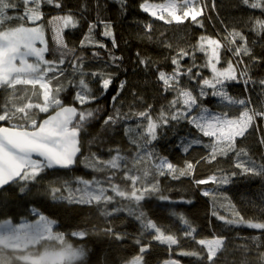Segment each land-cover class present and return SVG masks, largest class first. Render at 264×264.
Instances as JSON below:
<instances>
[{
	"label": "snow or ice",
	"instance_id": "snow-or-ice-1",
	"mask_svg": "<svg viewBox=\"0 0 264 264\" xmlns=\"http://www.w3.org/2000/svg\"><path fill=\"white\" fill-rule=\"evenodd\" d=\"M117 2L126 10V0H117ZM242 2L251 9H259L264 14V0H242ZM45 3L57 9L63 7L61 0H0V91L4 93L3 99L0 100V122L7 123V126L0 125V188L20 183L22 185L20 190L24 191L27 184L36 181L46 169L55 167L70 169L81 153V133L92 120L96 119L99 111L84 107L96 99L91 83L86 77L90 75L100 84L104 92L113 83L112 74L85 73L84 56H77L76 48H69L64 41V29L75 28L79 24L71 11L49 19L48 24L51 26L56 45L52 52L57 58L46 59L45 53L50 50L45 40L44 26L36 24L43 19L41 8ZM21 7L23 11L19 15L8 14L9 9L19 11ZM140 8L155 19L164 21L165 24L173 22L183 24L191 20L192 23L203 27L199 18L204 15L206 5L203 0H166L165 3L160 4L148 3L145 0L140 4ZM213 8H215L214 3ZM13 20H19L21 23L13 25ZM26 24L35 26L29 27ZM100 25H103L100 35L111 38L113 48L118 46L111 22L101 19L98 9L96 21L88 24L87 33L80 41L81 48L88 46L106 48L103 42L94 38V32ZM252 30L264 36V18H255ZM151 31L152 25H146V32ZM225 40L229 45L228 51L234 56L252 55L247 37L242 32L233 29ZM37 42L43 47H37ZM233 45L235 47H232ZM166 46L171 47L170 44ZM222 48L224 44L220 40L201 36L197 45L193 46L191 54L185 49H180L171 59L174 65L172 72L160 70L157 73V80L162 83L163 91L175 93L167 109L162 107L159 116L154 118L150 112L152 106L149 105L148 109L134 113L147 121L146 126L138 125L134 136L130 135L132 129H125V134L130 135V143L135 145V153L129 157L116 149V154L111 155L107 160L101 159L95 153L85 157L86 167L96 172H110V175L104 181L77 177L78 187L75 189L71 188L70 182L65 181L62 187L50 189L53 199L67 200L69 203L80 205H96L101 210V215L106 216L126 209L129 215L135 216L140 222L142 235L147 234L151 237V241L166 245L169 251L173 246H179L181 237L177 233L161 227L147 218L143 211H138L140 202L147 195L160 191L159 181L152 182L149 177L154 179L158 174L171 175L174 179H178L180 176L191 175L194 171L195 165L190 161L181 169L167 158H157L146 150L147 145L157 139L158 129L170 121L186 120L203 137L209 138L208 143H203L201 139L193 137L184 147V151H188L192 145L203 143L208 149V154L201 158L205 162L211 164L218 157H227L230 153L235 155L233 167L240 169L239 173L218 169L221 175L213 174L208 179L194 180L196 185L209 182L217 185L227 184L231 177L238 174L264 176V156L257 164L246 148H237V140L245 137L257 118H264V108L260 110L250 108L248 107L250 101L234 98L225 90L228 81L243 80L245 85L256 82L252 81L247 70L238 71L237 65L231 60L227 61L226 67L218 68ZM196 50L205 53L207 60L202 67H207L212 73L211 78L197 81L200 85L199 96H206L205 88H211V94L220 97L224 102L225 111L211 113L200 104L194 90L185 87L182 83V77L185 75L190 80H195L201 75L200 72L193 74V67L196 66L194 59ZM109 55L113 62L121 59L111 53ZM189 55L193 57V66L184 69L181 61ZM93 56H99V53L93 52ZM70 57L74 59L70 60ZM139 62L148 64L146 59H141ZM67 63L71 64L73 77L79 73V80L75 82L77 91L74 96V101L81 106L79 109L74 105L65 106L60 99V93L64 91L65 85L62 82L54 84V81L64 77L62 66ZM73 83V80H69V84ZM124 83L121 82L120 89L124 88ZM258 83L264 89V79L259 80ZM119 95L120 91H117L112 100L115 101ZM237 105L241 110L238 115H233L232 108ZM50 109L55 110L54 114L48 115L43 120L37 119L39 113H49ZM129 115L121 113L120 109H115L113 114L103 118V125L114 126L121 119H127ZM260 143L264 145V138ZM119 172L123 173V180L130 182L126 187H121L115 182ZM64 192L68 195L64 196ZM58 193L60 195H57ZM202 195L209 196L212 193L203 191ZM160 199L166 200L168 197L160 196ZM123 201L128 203L122 207H114L111 211L108 210V205ZM227 208L232 218L219 214L215 204L212 215L228 225L244 226L261 232L260 236L254 235L250 238L252 247L244 246L246 257L241 264H249L247 255L251 254L253 247L257 251V264H264V251H260L264 248V211L261 212V219L257 220L255 217L245 219L231 203ZM178 219L184 225V228L179 230L183 238L190 239L199 246L191 250H181L178 255L195 258L196 264H217L218 255L225 249L226 237L213 235L211 238L198 239L197 229L193 224L183 215H179ZM54 223L44 215H40L39 219L31 224L15 225L10 220L0 221V264H78V261L84 257L85 250L69 243L64 233L54 232ZM104 231L109 235H115L117 240L123 239L119 233H113L110 227ZM87 234L86 231L71 233L72 236L80 238H84ZM44 241L55 242L58 246L44 245ZM136 243L140 245L139 254L126 264H146L144 256L149 251L151 242L144 244L137 239ZM165 264H180V262L169 260Z\"/></svg>",
	"mask_w": 264,
	"mask_h": 264
},
{
	"label": "trees",
	"instance_id": "trees-1",
	"mask_svg": "<svg viewBox=\"0 0 264 264\" xmlns=\"http://www.w3.org/2000/svg\"><path fill=\"white\" fill-rule=\"evenodd\" d=\"M61 2L63 7L60 9L47 3L43 4L41 8L43 19L36 22L46 27L48 33L47 45L50 51L46 52V59L57 58L52 52L56 45L51 26L48 24L49 19L71 11L79 24L75 28L63 31L64 41L69 48H76L77 56H84L83 71L85 73L112 74L113 83L104 92L96 80L90 75L86 77L91 83L96 99L84 107L99 111L96 119L92 120L81 133V155L75 167L70 171L45 170L36 181L29 182L24 191L20 190L22 186L20 183L0 190V221L10 220L13 224L19 225L22 222H33L40 215H44L55 222L54 232L64 233L69 243L82 247L86 251V256L78 261V264H126L139 254L140 245L136 243L137 239L144 244L151 242V247L144 256L146 264H165L169 260H178L181 264H196L195 258L178 255L181 250L199 247L194 241L184 239L182 232L179 231L184 228V225L180 223L178 217L183 215L197 229L198 239L211 238L213 235L226 237L225 249L218 255L217 264H241L246 257L244 246L252 247L250 238L254 235L260 236L261 232L244 226L228 225L217 219L212 215L213 205L215 204L219 214L227 218H232L227 208V205L231 203L245 219L255 217L260 220L261 212L264 211V176L238 174L231 177L227 184L217 185L209 182L196 185L194 180L208 179L213 174L221 175L218 169L229 173L232 171L239 173L240 169L233 167L235 161L233 153L227 157H218L211 164L202 160L201 158L208 154V149L203 146V143H208L209 138L203 137L186 120L170 121L167 125L161 126L157 131V139L147 145L146 150L152 152L157 158H167L169 162L181 169L185 167L186 162L190 161L195 165L193 173L180 176L178 179H174L171 175L159 176L158 174L154 179L151 177L152 182L159 181L160 191L147 195L140 202L138 209L143 211L147 218L181 237L180 245L173 246L171 251L166 245L151 241V237L147 234L142 235L140 222L135 216L129 215L126 209L108 216L101 215V210L96 205H80L69 203L67 200L53 199L50 189L62 187L65 181L70 182L71 188L75 189L78 186L77 177L104 181L110 175V172H96L86 167L81 163L83 157H89L95 153L101 159L107 160L111 155L116 154V149L129 157L135 153L136 148L130 143V135L134 136L138 125L146 126L147 121L134 113L144 111L151 105V115L156 118L162 107L167 109L175 93L163 91L162 83L157 80V73L160 70L171 73L174 68L171 63L172 57L180 49H185L191 54L193 46L197 45L201 36L218 39L224 44V48L221 49L219 68L226 67L227 61L231 60L233 64L237 66L239 64L240 70H237H247L252 81L256 82L245 85L243 80L228 81L225 84L228 94L234 98L250 101L248 104L250 108L254 107L257 110L264 108V89L258 83L259 80L264 79V36L252 30L255 18H264V14L259 9L254 10L244 5L242 0H203L206 10L199 18L203 23L201 27L192 23L191 20L183 24L175 22L165 24L164 21L157 20L141 10L140 4L145 0H126V10L122 9L117 0H61ZM147 2L160 4L165 3L166 0H147ZM98 9L100 18L111 22L113 26L112 31L118 45L115 48L112 46L111 38L100 35L103 25L95 30L94 38L103 42L106 48L80 47V41L87 33L88 24L97 19ZM22 11V7L19 11L9 9L8 14L17 16ZM19 23H21L19 20L12 21L13 25ZM148 24L152 25L150 33L146 32ZM26 26L35 25L26 24ZM233 29L247 37L252 55L236 57L228 51L229 45L225 37ZM238 43L241 42L238 41ZM169 44L171 47L166 46ZM93 52H98L99 56H93ZM110 53L121 59L113 62L110 59ZM253 57L256 59L254 60ZM141 59L148 60V64H141L139 62ZM194 59L196 66L193 67V74L200 72L201 75L195 80H190L187 75L183 76V85L192 88L194 94L199 97L200 104L211 113L225 111L224 102L220 97L211 94V88H205L206 96H199L200 85L197 81L211 78L212 73L207 67H202L207 60L203 53L196 50ZM241 60L243 63H239ZM181 64L184 69L192 67V55L184 57ZM63 69L68 72V75L71 74L70 79L74 83L69 84L68 88L60 93V99L64 105H74L79 109L81 106L74 101L77 91L75 82L79 80V73L73 77L70 63L64 65ZM122 81L125 82L124 88L120 89ZM117 91H120V95L113 101L112 97ZM3 96L4 93L0 91V100ZM115 109L130 115L114 126L105 127L103 118L113 114ZM239 110H241L240 106H234L232 114L238 115ZM54 111L50 109L49 113H39L37 119L43 120ZM263 119L257 118L245 137L237 140V148H246L257 164L264 156V145L260 143L264 138ZM0 125L7 126V123L0 122ZM126 128L132 129L133 132L126 135ZM142 130L141 128L140 131ZM193 137L201 139L203 143L192 145L188 151H184V147ZM122 177V172L117 173L115 182L121 187H126L130 182L123 180ZM204 189H210L212 195H202L201 192ZM63 195L68 194L64 192ZM160 196H166L168 199L162 200ZM127 203L123 201L107 207L111 211L112 208L122 207ZM109 227L113 229V233H119L123 239L117 240L115 235L107 234L104 229ZM74 231H86L88 234L84 238L74 237L71 235ZM43 244L58 246L55 242L48 241H44ZM260 251H264V248ZM247 259L249 264H257V251L254 247L251 254L247 255Z\"/></svg>",
	"mask_w": 264,
	"mask_h": 264
},
{
	"label": "rangeland",
	"instance_id": "rangeland-1",
	"mask_svg": "<svg viewBox=\"0 0 264 264\" xmlns=\"http://www.w3.org/2000/svg\"><path fill=\"white\" fill-rule=\"evenodd\" d=\"M72 27H69V28H67V29H64V30H68V29H71ZM44 35H45V40L47 41V36H48V33L46 32V27H44ZM37 47H43V45H41V44H39V42H37V45H36ZM198 52H201V51H199L198 50ZM201 53H203L204 55H205V53L204 52H201ZM46 54V53H45ZM205 57H206V55H205ZM31 59V58H30ZM206 59H207V57H206ZM63 67V66H62ZM217 67L219 68V64L217 65ZM237 69H239L240 70V67H239V64H238V66H237ZM238 70V71H239ZM65 72V75H64V77H61L60 78V80L59 81H54V84L55 83H60V82H62L64 85H65V89H67L68 88V86H69V80H71L70 79V75L71 74H69L68 75V72L65 70L64 71ZM211 72V71H210ZM64 89V90H65ZM41 114H45V113H41ZM263 122H264V120H263ZM147 149V148H146ZM148 151V150H147ZM81 163L83 164V165H85V157H83L82 159H81ZM149 180H151V177H149ZM155 181V180H154ZM78 187V186H77ZM203 191H209L210 192V189H204ZM202 191V192H203ZM201 192V193H202ZM109 194H111V193H109ZM152 195V194H151ZM39 218H37L35 221H33V222H22V223H29V224H31V223H35L37 220H38ZM21 224V223H20ZM53 226H54V224H53ZM44 245H48V246H52V245H49V244H44ZM86 256V251H85V255H84V257ZM83 257V258H84ZM82 258V259H83ZM81 259V260H82ZM181 264V263H180Z\"/></svg>",
	"mask_w": 264,
	"mask_h": 264
},
{
	"label": "water",
	"instance_id": "water-1",
	"mask_svg": "<svg viewBox=\"0 0 264 264\" xmlns=\"http://www.w3.org/2000/svg\"><path fill=\"white\" fill-rule=\"evenodd\" d=\"M52 114H54V112L51 113L50 115H52ZM46 118H47V117H46ZM46 118H44V119H46ZM80 155H81V153L78 154V157H79ZM78 157H77V159H78ZM34 158H35V157H34ZM74 167H75V164H74L70 169H62V168H59V167H55V168H50V169H46V170H49V171H53V170H58V171H70V170H72ZM10 185H12V184L5 185L3 188H0V190L4 189V188H6V187H8V186H10Z\"/></svg>",
	"mask_w": 264,
	"mask_h": 264
},
{
	"label": "bare ground",
	"instance_id": "bare-ground-1",
	"mask_svg": "<svg viewBox=\"0 0 264 264\" xmlns=\"http://www.w3.org/2000/svg\"><path fill=\"white\" fill-rule=\"evenodd\" d=\"M65 106H67V105H65ZM264 120V119H263Z\"/></svg>",
	"mask_w": 264,
	"mask_h": 264
}]
</instances>
